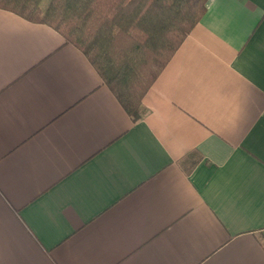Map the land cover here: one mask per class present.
Instances as JSON below:
<instances>
[{
    "label": "crops",
    "instance_id": "1",
    "mask_svg": "<svg viewBox=\"0 0 264 264\" xmlns=\"http://www.w3.org/2000/svg\"><path fill=\"white\" fill-rule=\"evenodd\" d=\"M143 104L0 9V264H264V0H207Z\"/></svg>",
    "mask_w": 264,
    "mask_h": 264
},
{
    "label": "trees",
    "instance_id": "2",
    "mask_svg": "<svg viewBox=\"0 0 264 264\" xmlns=\"http://www.w3.org/2000/svg\"><path fill=\"white\" fill-rule=\"evenodd\" d=\"M0 0L58 31L91 62L135 121L143 97L206 11L207 0Z\"/></svg>",
    "mask_w": 264,
    "mask_h": 264
},
{
    "label": "rangeland",
    "instance_id": "3",
    "mask_svg": "<svg viewBox=\"0 0 264 264\" xmlns=\"http://www.w3.org/2000/svg\"><path fill=\"white\" fill-rule=\"evenodd\" d=\"M48 2V0H43L42 1V4L44 5V4H46Z\"/></svg>",
    "mask_w": 264,
    "mask_h": 264
}]
</instances>
